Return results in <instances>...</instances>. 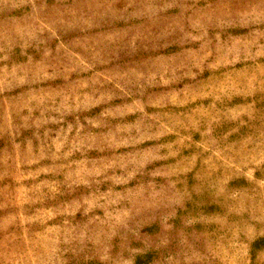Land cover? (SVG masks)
<instances>
[{
    "label": "rangeland",
    "instance_id": "374dc122",
    "mask_svg": "<svg viewBox=\"0 0 264 264\" xmlns=\"http://www.w3.org/2000/svg\"><path fill=\"white\" fill-rule=\"evenodd\" d=\"M0 264H264V0H0Z\"/></svg>",
    "mask_w": 264,
    "mask_h": 264
}]
</instances>
